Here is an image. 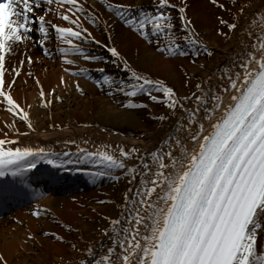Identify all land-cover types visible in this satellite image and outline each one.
I'll return each instance as SVG.
<instances>
[{
  "label": "snow or ice",
  "instance_id": "snow-or-ice-1",
  "mask_svg": "<svg viewBox=\"0 0 264 264\" xmlns=\"http://www.w3.org/2000/svg\"><path fill=\"white\" fill-rule=\"evenodd\" d=\"M209 2L231 13L230 19L218 17L229 33L223 27L217 32L235 37L239 47L200 77L181 64L184 76L177 87L134 65L112 33L119 23L155 52L192 57V64L202 55L212 57L215 49L199 37L185 0H149L148 5L139 0H0V104L13 117L3 122L5 128L16 133L0 138V178H13L0 185V192H25L27 174L42 162L81 172L92 182L103 177L126 181L119 201H100L115 203L118 212L103 214L108 223L99 228V239L71 245L81 254L70 257L72 264H264V0ZM95 46L102 52L95 53ZM33 47L44 57H59L63 88L85 94L80 80L71 77L92 79L108 95L126 97L121 107L146 109L150 118L167 123V131L150 148L87 138L67 139L59 152L24 144L21 135L36 130L32 105L14 96L25 69L22 82L34 81L40 105L64 99L36 74L39 58ZM81 59L95 67L82 65ZM109 64L118 71L107 69ZM152 105L164 110L157 114ZM17 119L27 131L16 127ZM41 209L50 212L37 205L33 215L40 217ZM64 226L72 232L71 224ZM43 235L65 241L51 230ZM28 237L34 234L29 231ZM0 264H9L3 254Z\"/></svg>",
  "mask_w": 264,
  "mask_h": 264
},
{
  "label": "bare ground",
  "instance_id": "bare-ground-1",
  "mask_svg": "<svg viewBox=\"0 0 264 264\" xmlns=\"http://www.w3.org/2000/svg\"><path fill=\"white\" fill-rule=\"evenodd\" d=\"M139 2L149 4V0ZM185 2L189 5L187 14L194 24L201 23L204 26L203 34L198 31L199 37L215 49L212 57L206 58L202 55L197 58L196 64L191 63L192 57L169 58L166 54L155 52L143 38L119 23L115 25L112 33L115 45L134 65L151 70L153 74L166 78L177 87H180L184 68L196 77L203 76L229 60L233 49L239 47L235 37L226 39L220 33L207 35L214 24L212 17L220 9L214 8L209 0ZM219 15L225 19L231 17V13L226 12H219ZM57 22L65 23L59 20ZM95 34L101 36L99 30ZM94 52L101 53L102 49L95 46ZM32 54L39 58L33 67L38 70L36 74L45 88L56 87L57 95H62L64 99L54 101L49 106L40 105L34 81L29 78L26 84L22 82L26 74L25 69V73L18 78L20 82L16 85L14 96L32 105L30 118L36 130L28 131L26 136L21 135L20 139L24 144L43 146L59 152L64 148V141L67 139L87 138L97 143L134 144L150 148L156 138L162 135L163 131H167V123L150 118L146 109L121 107L126 97L108 95L107 88H99L92 79L71 77L72 80H80L85 94H80L71 86L69 89L63 88L59 84V76L65 75L64 65L59 57L55 60L44 57L38 47L32 48ZM80 62L87 67H95L94 62L82 59ZM181 64L184 68L180 67ZM201 64L205 67L201 68ZM105 67L114 73L118 71L110 64ZM184 91L186 89L181 88V92ZM140 99L144 97H138V100ZM151 110L159 114L164 108L152 105ZM5 120L11 123L13 117L5 110L3 104H0V138L7 135L11 139L16 133L5 128ZM53 123L64 127L49 128V124ZM16 127L20 128L22 133L27 131L25 122L19 119L16 120ZM114 129L116 131H113ZM27 178L29 187L21 195L28 194L21 200V206L14 207L0 217V254L6 256L9 264H61L62 258L65 264H72L70 257L81 254L71 245L82 247L99 239V228L108 223L103 219V214L115 215L118 212L115 203L100 201H119L126 187V181L123 179L117 182L103 177L92 182L81 172L62 171L46 162L31 170ZM0 179L7 182L13 180L11 176ZM37 205L47 206L50 212L43 214L41 209L42 215L34 216L33 211ZM67 224L72 226L71 233L64 226ZM46 230L64 235L65 241L43 235ZM29 231L34 234V239L28 237Z\"/></svg>",
  "mask_w": 264,
  "mask_h": 264
},
{
  "label": "rangeland",
  "instance_id": "rangeland-1",
  "mask_svg": "<svg viewBox=\"0 0 264 264\" xmlns=\"http://www.w3.org/2000/svg\"><path fill=\"white\" fill-rule=\"evenodd\" d=\"M219 12H225V11H223V10L221 11V9H220L219 11L216 12L215 15H213V17H212V21L214 22V24L211 26V28H210V32L207 33L208 36H210V35H214V34L218 33V32H217V28H218V27H223L224 32H225V33H229V29H227V27H225V26H223V25H220V24L218 23V17H220ZM226 13L230 14V12H226ZM195 26H196V28L198 29V31H199L200 34H203V33H204V26H203L201 23H195ZM223 36H224V35H223ZM138 97H143V96H138ZM138 97L135 98V99L138 100ZM160 107H163V105H160Z\"/></svg>",
  "mask_w": 264,
  "mask_h": 264
}]
</instances>
